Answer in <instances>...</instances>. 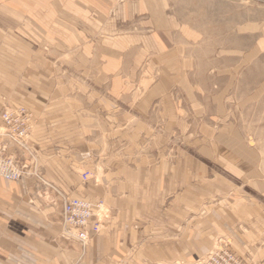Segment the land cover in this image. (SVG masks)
<instances>
[{"label":"crops","instance_id":"0c3cea01","mask_svg":"<svg viewBox=\"0 0 264 264\" xmlns=\"http://www.w3.org/2000/svg\"><path fill=\"white\" fill-rule=\"evenodd\" d=\"M80 84L34 46L0 37V107L25 106L39 117L38 156L33 152L58 191L54 200L62 206L70 194L98 201L82 196L83 168L102 180L85 190L111 208L106 226L81 252L62 208L32 179L1 177L0 264H175L196 261L219 235L230 236L233 250L251 264H264V199L174 148L149 101L139 111L115 93ZM201 199L208 208L199 209ZM183 215L191 216L186 225Z\"/></svg>","mask_w":264,"mask_h":264},{"label":"rangeland","instance_id":"374dc122","mask_svg":"<svg viewBox=\"0 0 264 264\" xmlns=\"http://www.w3.org/2000/svg\"><path fill=\"white\" fill-rule=\"evenodd\" d=\"M3 36L34 46L87 91L115 93L139 111L149 101L153 120L174 148L229 173L247 193L264 199V0H0ZM5 104L0 116L12 112ZM35 134L30 126L24 140L38 156ZM6 147L2 154L14 157L23 171L19 179H32L56 205L58 191L40 158L29 156V149ZM36 161L38 174H28ZM78 171L85 189L102 181L89 169ZM85 189L83 197L99 201L88 218L92 229L74 214L70 198L78 196L68 194L56 205L62 217L72 218L66 224L81 252L89 244L74 231L91 241L111 217L103 197ZM204 205L209 207L203 200L199 209ZM190 219L183 215V225ZM219 236L212 246L232 240Z\"/></svg>","mask_w":264,"mask_h":264},{"label":"built area","instance_id":"2783aa9c","mask_svg":"<svg viewBox=\"0 0 264 264\" xmlns=\"http://www.w3.org/2000/svg\"><path fill=\"white\" fill-rule=\"evenodd\" d=\"M7 113L8 114L6 115L4 113L0 116V119H1L0 136H2V139H0V162L5 161L6 168H10L14 164L16 167L19 168V170H21L15 158L12 156L3 155L2 150L5 149L6 147L5 143L6 141H8V139H17L18 137H22L23 139H25L28 136V129L30 128V126H25L26 120L22 113H16L14 111L7 112ZM4 125H6L8 128H6ZM21 128H23V130H20ZM3 129L5 131H3ZM21 174H22V170L18 174H14L13 176L7 177V178L19 179ZM0 176H5L4 172H2L1 170H0ZM70 204L73 206L74 214L78 216L79 219H82L84 221L85 220L89 221L88 218L92 214V209L95 210V207L92 208L86 204H82L77 201H71ZM70 219L72 218H69L66 215L67 223L69 222ZM98 226L99 224L95 226L96 231L99 228ZM86 233H88L87 230H86ZM80 235L82 239L84 240L88 239L85 233H82ZM200 264H248V263L243 260L241 261L240 259L235 257L231 252L221 248L220 250H217L214 253V256L211 255L206 260L205 263H200Z\"/></svg>","mask_w":264,"mask_h":264},{"label":"bare ground","instance_id":"6f19581e","mask_svg":"<svg viewBox=\"0 0 264 264\" xmlns=\"http://www.w3.org/2000/svg\"><path fill=\"white\" fill-rule=\"evenodd\" d=\"M10 110L16 112V113H22L25 117V126H32L33 127V131L35 129V126L37 125V122H38V116L32 111L30 110L28 107H25V106H17V107H10L9 108ZM31 135L29 136V139H30ZM0 139H2V136H0ZM8 143L9 145L7 146V150H13L12 147H18L19 149L21 150H28L27 152L29 153V156H31L33 159H36V156H35V153L33 152L30 144L28 141H25L22 137H18L17 139H8ZM6 163L5 161H2L0 162V170L2 172H4V175L5 176H1L5 179H10V178H7V177H11L13 176L14 174H18L21 170H19L18 167H16L14 164L10 167V168H6ZM27 168H25L26 170ZM38 165H37V161L35 163V165L31 168V170H26V172L28 174H38ZM31 172V173H30ZM23 173V171H22ZM16 180H20V179H16ZM71 201H77V202H80L82 204H86L92 208L94 207H98V204H99V201L97 202H91V201H88V200H85L81 197H72L70 198ZM104 208V205L103 207L101 208L103 210ZM66 216H64V223L66 225L67 228L71 229L67 224H66ZM90 221H88V227L89 229H92V227H94V224L93 226H90ZM99 226L101 225V221L98 223ZM72 230V229H71ZM74 231V230H73ZM74 234L75 236L77 237V239L85 246H87L90 242V240L86 239H82L81 238V235L80 233L74 231ZM90 237V236H89ZM91 238V237H90ZM224 249V250H227L229 252H231L235 257H237L238 259H240L241 261H245L247 262L248 264H251L249 261L246 260V258H244L243 256H240L238 255L232 248V240L229 239V238H221V239H218L216 242H215V245H213L212 249L210 250L209 253L205 254L204 256L200 257L199 259H197L196 261H193V262H189V263H185V264H200V263H205L206 260L212 255L214 256V253L217 251V250H220V249ZM180 264V263H179Z\"/></svg>","mask_w":264,"mask_h":264}]
</instances>
